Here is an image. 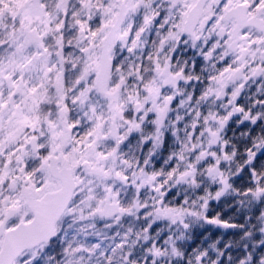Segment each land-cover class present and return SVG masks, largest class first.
<instances>
[{"label": "snow or ice", "instance_id": "obj_1", "mask_svg": "<svg viewBox=\"0 0 264 264\" xmlns=\"http://www.w3.org/2000/svg\"><path fill=\"white\" fill-rule=\"evenodd\" d=\"M0 264H264V0H0Z\"/></svg>", "mask_w": 264, "mask_h": 264}]
</instances>
